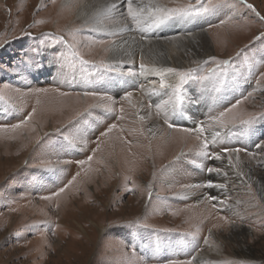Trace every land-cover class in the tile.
<instances>
[{
  "label": "rangeland",
  "instance_id": "obj_1",
  "mask_svg": "<svg viewBox=\"0 0 264 264\" xmlns=\"http://www.w3.org/2000/svg\"><path fill=\"white\" fill-rule=\"evenodd\" d=\"M200 2L217 7L141 33L120 7L75 24L68 0H0V264H264V0ZM166 68L195 77L182 115ZM224 147L235 167L204 155Z\"/></svg>",
  "mask_w": 264,
  "mask_h": 264
},
{
  "label": "snow or ice",
  "instance_id": "obj_2",
  "mask_svg": "<svg viewBox=\"0 0 264 264\" xmlns=\"http://www.w3.org/2000/svg\"><path fill=\"white\" fill-rule=\"evenodd\" d=\"M243 3L244 0H241ZM120 7L123 8L124 11L121 13V15H124L126 13V19L130 20L131 23L141 32L144 33L146 31H151L153 28H160L161 26L165 25L169 21L176 20V19H193L196 17H205L208 14L212 13L213 10L217 7V5H214L212 3H201L200 0H197V3L195 5L189 4L185 7H168L164 4L156 3L155 0H121V3L118 5L115 0H111L107 4L106 7L103 8V12L107 14H111L116 11V9ZM246 7L249 9H253L255 11L254 6L252 4H246ZM99 14V13H98ZM261 19H264L262 17ZM259 38V37H258ZM146 39L145 36L141 35V40ZM211 59H215L214 57ZM30 63H34L31 58H29ZM84 63H87L84 61ZM206 63V62H205ZM219 64L227 65L228 60L219 61ZM139 68L141 72H146L148 70L147 65L144 63H141L139 65ZM153 71H160L161 79L159 80L158 88L159 90H170L171 96L168 101H164L165 104L171 105V112L172 115H182V105L185 102V98L182 95V86L189 80V79H195V77L192 75L191 70L189 71H181L176 68H166L163 70H157L153 69ZM166 74L171 75L175 78H177L175 83H166L163 76ZM129 75H132L133 73L129 72ZM200 79H205V77H201ZM145 86L141 85V88L143 89ZM152 93L159 95V91H157V88L155 86L152 87ZM131 93H126L125 99L131 97ZM251 95V93L249 94ZM240 101H237V104H239ZM157 109L160 108V105H156ZM235 107V105H233ZM232 109H228L230 112ZM225 116V113H220L218 117H212L209 116L210 120H214L219 125V130H215L212 133V141L213 143L217 142L218 140H222V130L225 129L227 126L223 122V117ZM251 121H241V123H250ZM165 123L168 124L169 128L173 127V124L168 120L165 119ZM16 127H19V125H16ZM115 125H112L108 131H111V128H114ZM185 131L187 132H194L197 133V138L199 139L201 136L205 134L207 129L205 128L203 122H200L196 124L194 128H186ZM106 133H102L104 135ZM231 130L229 129L227 133H224V135H230ZM205 143L204 148H208L207 143V137H204ZM257 147L259 148L260 145L258 144ZM241 148H232V147H224L220 152H208L205 151L204 155L209 159L214 160H220L224 154H230L228 156L230 166L235 167V165H231L232 157L235 155L238 159V154L241 152ZM91 159V157H89ZM207 172L209 174L211 173H220V169L217 167H208ZM204 187L206 188H213V187H220L223 188L224 185H215L211 180L207 181L204 184ZM64 189L61 188L60 192H63ZM55 195H59V192L55 193ZM43 199H49V197H42ZM209 200H216L217 198L215 196H208ZM192 259L185 262V264H193ZM170 264H178L176 261H171Z\"/></svg>",
  "mask_w": 264,
  "mask_h": 264
},
{
  "label": "bare ground",
  "instance_id": "obj_3",
  "mask_svg": "<svg viewBox=\"0 0 264 264\" xmlns=\"http://www.w3.org/2000/svg\"><path fill=\"white\" fill-rule=\"evenodd\" d=\"M69 6L67 8V11L71 16H75V24L76 23H85V22H93L95 21L100 15H104L103 8L107 6L111 0H68ZM115 2L119 5L120 2L119 0H115ZM99 13V14H98ZM70 16V15H69ZM102 17V16H101ZM72 24V23H71ZM126 39V38H125ZM132 40V39H131ZM126 41V40H125ZM138 41V40H137ZM127 42V41H126ZM184 42V41H183ZM131 45V43H129ZM128 45V46H130ZM152 45V44H151ZM179 45V44H178ZM184 45V44H183ZM186 46V45H185ZM117 47V46H115ZM124 47V46H123ZM172 47V46H171ZM174 47V46H173ZM126 48V47H125ZM129 48V47H128ZM158 48V47H157ZM136 49V48H135ZM171 49V48H170ZM169 49V50H170ZM208 49V48H207ZM119 51H121L118 48ZM127 50V49H126ZM162 50V49H160ZM131 51V50H130ZM155 51V50H154ZM159 51V50H158ZM157 51V52H158ZM123 52V51H122ZM135 52V51H134ZM148 52V51H147ZM161 52V51H160ZM207 52V51H206ZM129 53V52H128ZM119 54L124 57V55L129 57V54ZM150 54L144 55V61H146V64L154 66L155 64L158 65L161 63V59L159 54L157 56H154L152 52H148ZM118 54V53H117ZM138 54V53H137ZM207 55L209 54L206 53ZM118 56V55H117ZM126 56L124 58H126ZM131 58V57H130ZM178 60V59H177ZM125 61V59H124ZM169 62L171 63H178V61H175L174 57H169L168 60H164V62ZM130 62V61H129ZM182 63V62H181ZM149 71V70H148ZM144 73V72H143ZM152 73V72H151ZM165 77V76H164ZM144 79V77L142 78ZM224 160L225 158H221ZM243 170V169H242ZM246 172V171H245ZM254 178V177H253ZM221 250L217 251V255L222 253ZM205 256V255H204ZM219 256V255H218ZM201 257V256H200ZM219 262V261H218Z\"/></svg>",
  "mask_w": 264,
  "mask_h": 264
},
{
  "label": "crops",
  "instance_id": "obj_4",
  "mask_svg": "<svg viewBox=\"0 0 264 264\" xmlns=\"http://www.w3.org/2000/svg\"><path fill=\"white\" fill-rule=\"evenodd\" d=\"M209 193V195H213V196H217V197H220L219 196V191L216 189V190H212V192H208ZM204 206H206V204L204 205ZM210 210H212V209H210ZM264 212H262V213H260V214H263ZM256 215V214H255ZM219 217H220V215H219ZM230 218H228L227 219V217H224V219L223 220H225L226 219V221L228 220V221H230V223H238L239 221H241L243 218H242V216H241V214H239V213H234V215H232L231 214V216H229ZM257 217V216H256ZM221 219V218H220ZM246 220V219H245ZM248 220V219H247ZM251 220L254 222V221H257V219H255L254 217H251ZM243 221H244V219H243Z\"/></svg>",
  "mask_w": 264,
  "mask_h": 264
}]
</instances>
